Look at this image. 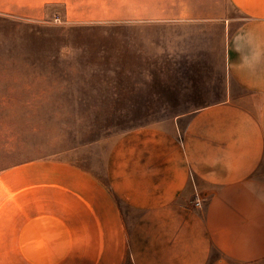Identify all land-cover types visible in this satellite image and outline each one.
<instances>
[{"label": "crops", "instance_id": "1", "mask_svg": "<svg viewBox=\"0 0 264 264\" xmlns=\"http://www.w3.org/2000/svg\"><path fill=\"white\" fill-rule=\"evenodd\" d=\"M229 2L221 99L116 138L105 178L68 161L0 175V264H264V0ZM31 230L51 259L25 251Z\"/></svg>", "mask_w": 264, "mask_h": 264}, {"label": "rangeland", "instance_id": "2", "mask_svg": "<svg viewBox=\"0 0 264 264\" xmlns=\"http://www.w3.org/2000/svg\"><path fill=\"white\" fill-rule=\"evenodd\" d=\"M231 16L229 0H0V175L68 161L105 178L116 138L221 99ZM25 251L51 259L33 230Z\"/></svg>", "mask_w": 264, "mask_h": 264}, {"label": "built area", "instance_id": "3", "mask_svg": "<svg viewBox=\"0 0 264 264\" xmlns=\"http://www.w3.org/2000/svg\"><path fill=\"white\" fill-rule=\"evenodd\" d=\"M195 205H196L197 207H201V206H202V200L199 198L198 195H196Z\"/></svg>", "mask_w": 264, "mask_h": 264}, {"label": "trees", "instance_id": "4", "mask_svg": "<svg viewBox=\"0 0 264 264\" xmlns=\"http://www.w3.org/2000/svg\"><path fill=\"white\" fill-rule=\"evenodd\" d=\"M55 251H56L58 257H61L63 255V253H64V250L63 251H58L56 248H55Z\"/></svg>", "mask_w": 264, "mask_h": 264}]
</instances>
